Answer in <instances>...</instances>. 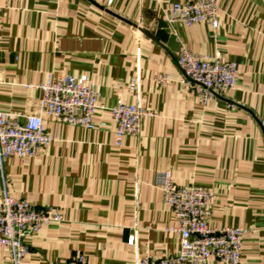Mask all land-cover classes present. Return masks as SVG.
<instances>
[{
	"label": "crops",
	"instance_id": "1",
	"mask_svg": "<svg viewBox=\"0 0 264 264\" xmlns=\"http://www.w3.org/2000/svg\"><path fill=\"white\" fill-rule=\"evenodd\" d=\"M198 1L0 0V111L41 115L52 138L32 159L3 162L0 197L62 217L27 234L24 264L174 256L178 223L156 185L161 172L178 187L211 190L210 227L245 229L241 264H264V0H218L217 28L168 25L175 49L151 35L173 4ZM182 49L236 63V88L204 103L178 66ZM63 76L95 85L93 130L41 113L39 86ZM119 100L150 113L121 147L110 113ZM8 256L0 247V264Z\"/></svg>",
	"mask_w": 264,
	"mask_h": 264
},
{
	"label": "built area",
	"instance_id": "2",
	"mask_svg": "<svg viewBox=\"0 0 264 264\" xmlns=\"http://www.w3.org/2000/svg\"><path fill=\"white\" fill-rule=\"evenodd\" d=\"M112 2L109 0L108 3ZM218 14V0L175 3L166 12V22L186 26L205 23L217 28ZM177 63L188 81L202 92L204 103L210 97H223L236 88L238 66L223 60L220 54L205 56L182 49ZM131 87L136 89L137 83L133 82ZM39 90L42 114L59 124L94 129V119L101 106L99 94L88 76L53 78L39 86ZM110 113L116 125L117 147L122 146L126 136L139 135L143 119L150 115L140 106L123 100H119ZM51 142L41 115L21 118L0 111V171L6 159H32ZM156 185L162 192L165 206L178 223L173 231L180 236V246L168 259L154 261L143 257L137 264H207L211 258L223 264H241L242 240L247 231L240 227H210L209 217L214 204L211 190L197 186L178 187L169 172L159 173ZM61 221L57 211H40L27 201L5 193L0 197V247L9 251L11 264H24L29 253L24 241L27 234L38 233L43 227ZM128 243L133 245L134 238ZM65 264L89 262L84 254H77Z\"/></svg>",
	"mask_w": 264,
	"mask_h": 264
},
{
	"label": "water",
	"instance_id": "3",
	"mask_svg": "<svg viewBox=\"0 0 264 264\" xmlns=\"http://www.w3.org/2000/svg\"><path fill=\"white\" fill-rule=\"evenodd\" d=\"M151 35H153L157 40L162 43H169L170 47H174V36L170 35V28L167 23L159 22L158 24L151 27Z\"/></svg>",
	"mask_w": 264,
	"mask_h": 264
}]
</instances>
